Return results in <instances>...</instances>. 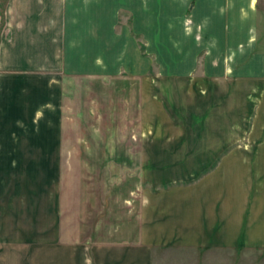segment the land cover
<instances>
[{
    "label": "crops",
    "instance_id": "0c3cea01",
    "mask_svg": "<svg viewBox=\"0 0 264 264\" xmlns=\"http://www.w3.org/2000/svg\"><path fill=\"white\" fill-rule=\"evenodd\" d=\"M2 1L0 192L21 161L60 180L43 166L72 158L74 96L95 118L88 158L134 145L140 175L126 189L88 170V234L0 232V264H264L258 0Z\"/></svg>",
    "mask_w": 264,
    "mask_h": 264
},
{
    "label": "rangeland",
    "instance_id": "374dc122",
    "mask_svg": "<svg viewBox=\"0 0 264 264\" xmlns=\"http://www.w3.org/2000/svg\"><path fill=\"white\" fill-rule=\"evenodd\" d=\"M5 3L6 0H3L2 9H4ZM258 10L260 37L263 40L264 0H258ZM127 16L124 18L130 20ZM141 49L145 50L142 48V44ZM74 99V102L69 103L68 101V105H71L70 110H68V106L65 107L66 111L64 109L67 127L66 151L72 150V158L44 161L43 166L45 169L59 166L60 180L57 178L52 182L48 181V177L42 176L43 178L39 179V184L30 181L24 173L26 169L24 164L30 161H21L18 166L20 171L8 170L6 177L8 191L0 192V211L4 216L0 220V232L7 231L18 235L23 232L31 238L39 236L51 238L62 232L64 235L71 236L87 235L88 170L93 174V178L98 179L101 183H109V185L124 183L128 189L138 182L140 164L139 160L132 158V151H136L134 145H130L129 150L128 144L125 145V156L128 158L124 160L88 158V124H93L95 118H88V97L87 102L82 96H74ZM104 114L102 119L109 124H111L110 120L116 121L118 118L116 113L110 115L111 113L104 112ZM99 118L96 116V119ZM84 140L87 143H84ZM112 146L114 145H110L111 151L113 150ZM100 148H103V145L98 144V149ZM233 148L234 146H231L228 151ZM127 150L131 153L127 154ZM63 152H65L64 149Z\"/></svg>",
    "mask_w": 264,
    "mask_h": 264
},
{
    "label": "trees",
    "instance_id": "16d2710c",
    "mask_svg": "<svg viewBox=\"0 0 264 264\" xmlns=\"http://www.w3.org/2000/svg\"><path fill=\"white\" fill-rule=\"evenodd\" d=\"M142 48H144V45L142 44Z\"/></svg>",
    "mask_w": 264,
    "mask_h": 264
}]
</instances>
